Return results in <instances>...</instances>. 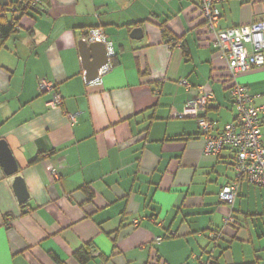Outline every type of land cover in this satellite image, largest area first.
<instances>
[{"label": "crops", "instance_id": "obj_1", "mask_svg": "<svg viewBox=\"0 0 264 264\" xmlns=\"http://www.w3.org/2000/svg\"><path fill=\"white\" fill-rule=\"evenodd\" d=\"M28 10L6 16L18 18L0 49V140L29 192L19 203L0 164V264H264V188L240 180L232 207L221 203L233 149L205 154L195 120L174 117L198 86L214 94L205 112L214 132L235 116L227 64L197 2L41 0ZM220 10L221 30L264 20V0ZM93 27L115 52L101 84L85 80L79 49ZM42 80L61 95L57 109L45 106ZM238 82L264 105V66Z\"/></svg>", "mask_w": 264, "mask_h": 264}, {"label": "built area", "instance_id": "obj_2", "mask_svg": "<svg viewBox=\"0 0 264 264\" xmlns=\"http://www.w3.org/2000/svg\"><path fill=\"white\" fill-rule=\"evenodd\" d=\"M204 18L205 27L213 34V45L219 56L225 60L228 77L229 93L232 107L235 111L234 119L226 123L223 128L214 132V123L205 117L206 108L213 100L214 94L205 90L204 86H198V93L189 99L182 111L174 114V117H190L195 120L199 132L204 140L203 151L208 155H217L225 148L234 151L232 169L235 178L223 185L218 198L221 203L232 207L240 180L264 188V147L261 143V120L264 115V105L256 106L253 96L246 86L238 82V77L251 70L264 66V20L253 22L249 25L230 27L224 30L218 28L221 17L220 5L225 0H195ZM22 8L31 9L40 4L41 0H22ZM14 5H0V17L22 14ZM82 41L86 44L98 42L106 47L107 63L98 70L97 77L87 82L88 84H101V78L113 69L112 58L115 55L113 44L108 40L100 27L88 28L83 33ZM187 89L190 88L187 80L179 81ZM42 90H50L51 98L46 102L49 109H57L62 104L61 95L46 81H41ZM78 114H69L71 124L76 122ZM51 178L58 179L59 173L53 165L47 166ZM231 212L224 218V224L235 223ZM221 232H212L209 237L217 240ZM160 238L157 239V242ZM201 264H210L204 261Z\"/></svg>", "mask_w": 264, "mask_h": 264}, {"label": "water", "instance_id": "obj_3", "mask_svg": "<svg viewBox=\"0 0 264 264\" xmlns=\"http://www.w3.org/2000/svg\"><path fill=\"white\" fill-rule=\"evenodd\" d=\"M8 0H0V5L7 6ZM132 39L138 40L143 37L142 28H135L130 33ZM81 59L85 68V80H94L98 75V70L107 63L106 47L104 43L93 42L86 44L79 41ZM0 164L7 175H11L10 184L13 193L19 203H24L29 199V192L23 178L17 173L18 168L10 148L4 140H0Z\"/></svg>", "mask_w": 264, "mask_h": 264}, {"label": "trees", "instance_id": "obj_4", "mask_svg": "<svg viewBox=\"0 0 264 264\" xmlns=\"http://www.w3.org/2000/svg\"><path fill=\"white\" fill-rule=\"evenodd\" d=\"M21 1L22 0H17L14 3H10V5L16 6L17 8H19V10L22 9V11H23L22 14H26L27 12H29V10L26 8H22L21 5L23 3ZM36 7L37 6L32 7L31 10H34ZM17 18H18V16H17ZM17 18H14L12 21H7L5 16L0 17V49L4 45L7 38L15 33V27H14L15 25L14 24L16 23L15 19H17ZM112 65H113V62H112ZM90 256H91L90 253H88L87 251H85L83 249L78 250L74 253V257L80 263H84L85 261H87ZM206 261H211V259H208Z\"/></svg>", "mask_w": 264, "mask_h": 264}, {"label": "rangeland", "instance_id": "obj_5", "mask_svg": "<svg viewBox=\"0 0 264 264\" xmlns=\"http://www.w3.org/2000/svg\"><path fill=\"white\" fill-rule=\"evenodd\" d=\"M11 1H13V0H11Z\"/></svg>", "mask_w": 264, "mask_h": 264}]
</instances>
